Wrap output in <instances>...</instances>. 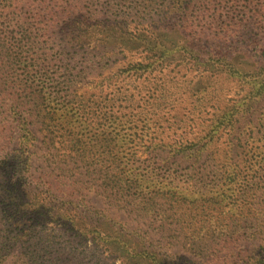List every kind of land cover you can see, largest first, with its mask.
Segmentation results:
<instances>
[{
  "label": "trees",
  "instance_id": "obj_1",
  "mask_svg": "<svg viewBox=\"0 0 264 264\" xmlns=\"http://www.w3.org/2000/svg\"><path fill=\"white\" fill-rule=\"evenodd\" d=\"M255 20L264 41V0H0V117L33 118L8 139L31 154L13 176L17 189L0 162V227L25 228L16 236L0 229V264H48L51 256L62 264L63 233L81 246L65 258L77 264L99 251L122 264H207L187 257L217 251L219 242L218 264H264V117L249 113L264 102V67L220 49ZM120 49L144 53L132 68L146 72L178 56L243 88L245 98L216 104L204 135L186 141L153 133L148 118L141 126L100 118L77 87L108 71V54ZM82 190L132 226L105 231Z\"/></svg>",
  "mask_w": 264,
  "mask_h": 264
},
{
  "label": "rangeland",
  "instance_id": "obj_2",
  "mask_svg": "<svg viewBox=\"0 0 264 264\" xmlns=\"http://www.w3.org/2000/svg\"><path fill=\"white\" fill-rule=\"evenodd\" d=\"M249 3L253 5L252 1H249ZM236 5L239 7L246 6L243 1H239ZM257 23L256 20L252 21L247 26L248 29L242 30V33L228 36L227 43L221 42V51L230 54L229 56L231 57L242 58L245 61L261 62L262 67H264V41L260 42V40H257L259 35ZM256 40L259 42H256ZM108 55L112 58L111 68L106 72H97L96 74L99 76H95V78L90 80L91 83H84L77 87L78 95L91 96L94 99L93 104L100 118L104 116L103 114H108L109 117H121L123 120L131 121L134 119V124H138V126H141V123L146 122L148 118L154 122L151 127L153 133L158 132L161 135H170L171 138L184 139L186 141L195 139L198 134L204 135L202 125L213 118L211 117L212 108L216 104L222 101L225 103L227 101L239 102L246 95V91L243 88L225 81L220 74L206 73L204 68L193 70V66L188 64V62L181 63L177 61L179 59L178 56L177 60L173 58L172 60L162 61L157 64V67L150 68L146 72L145 70L138 71L132 68V65L141 62L145 63L143 59L145 54L141 53V51L120 49L112 51ZM253 67L243 66L249 71L254 70ZM251 109L249 113L251 115L253 111V117H264V102L256 106L252 104ZM100 118L97 121L98 127L104 123ZM25 119L33 121L32 117H0V162L5 163L2 166L7 170V186L10 189L18 188V183L16 184L13 176H15L19 167L22 166V163L27 161L31 155L30 153L23 154L16 150L14 142L12 143V141L8 140L10 137L15 138L20 135L23 127L18 122ZM250 128L248 125L243 128L244 136H250ZM29 130L38 137L42 136L35 126H30ZM8 142H10L9 147L4 148L3 145ZM256 147H258V144L250 146L249 149L255 151ZM122 151L128 155L131 151L130 146L124 145ZM31 159L36 160V157L32 156ZM143 159L145 160L146 156ZM41 165L42 163L38 162L33 165V168H39ZM149 166L155 168L159 164L157 161H151ZM38 174L39 171L36 172V177ZM24 178H27V175ZM28 183L30 182L28 181ZM31 184L32 188H43V184L37 180ZM57 188L60 189L59 191L64 190L63 187ZM59 191L56 190L57 196H61ZM82 191L86 196L84 201L87 207L100 214L98 218L102 221L105 231H110V228H114L115 224L117 225L116 228L122 225L125 230L132 226L125 213L107 207L102 197L98 196L94 191ZM73 197L77 199L79 195L77 197L76 195L70 196L69 199H74ZM0 229L2 230V235L7 233L8 236L20 235L22 234L21 231L25 230L22 222H13L0 227ZM63 234L58 242L61 244L60 249L65 256L61 255L60 260L64 261L62 264H77V262L65 261V258L73 248L77 249L78 252L81 251V246L76 243L75 238L71 234ZM25 242L26 239L23 238L21 243ZM183 254L180 253V256ZM223 257H225V253L222 243L219 242L217 251L210 250L200 258L193 256H188L187 258L193 263L218 264ZM54 259L51 256L48 264H58L60 262L58 260L52 262ZM119 259V254H104L103 251H99L88 255L85 264H122Z\"/></svg>",
  "mask_w": 264,
  "mask_h": 264
}]
</instances>
